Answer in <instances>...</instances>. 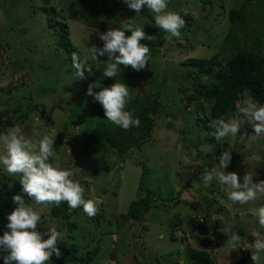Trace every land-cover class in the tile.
I'll return each mask as SVG.
<instances>
[{
  "label": "rangeland",
  "instance_id": "rangeland-1",
  "mask_svg": "<svg viewBox=\"0 0 264 264\" xmlns=\"http://www.w3.org/2000/svg\"><path fill=\"white\" fill-rule=\"evenodd\" d=\"M244 4L249 12L247 32L252 34L257 25H264V0H170V10H180V6L183 16L179 14L182 18L188 17L190 24L182 32L186 36L180 40L166 38L165 44L158 48L157 60H150V71L146 67L139 72L132 69L134 78L131 75L130 78L126 75L115 78L129 87L131 96L141 95L144 91L150 93L151 89L158 90L157 97L163 102V107L160 116L155 118L152 140L141 150L132 148L125 154L111 149L94 154L87 147L88 126L82 123L73 126L75 120L72 119L56 152L59 159H55L54 164L73 171L74 179L85 188L84 198L95 197L101 201L98 205L100 218L92 222L79 213L70 220L76 224V229L69 231L66 221L51 218L50 206L35 205L24 197L25 202L41 214L38 231L45 232L47 228L56 226L63 233L58 242L67 248L75 246L79 257L92 251L90 257L96 264H194L190 254L194 249L206 251L218 264H237L244 256H247L246 264H253L252 249L247 247L254 242L250 233L253 229L264 233V228L259 226L252 210L264 205V198L245 205L233 204L218 183L213 181L205 187L201 177L204 168H217L221 152L228 151L231 162L226 172L236 173L241 183L246 172L254 173V182L264 180V137L251 139L253 129L237 110L235 117L241 122V132L235 137L229 135L217 141L215 146L209 145L203 129L189 122L195 114L193 105L185 108L188 90L193 89L194 82L191 79L172 82L170 79L175 72L184 69L183 63L189 59H209L217 54L225 58L229 56L228 52L221 51L224 37L231 28L228 13ZM50 5L66 15L72 39L81 43L77 47V55L81 59L89 57L84 65L86 72L82 82L86 89L81 99L76 93L72 100H59L71 84L66 80L69 77L61 74L56 79L52 77L54 81L49 83L35 77L33 86L13 91L18 98L31 95L39 103L36 111L31 109L19 124L24 133L34 139L44 134L56 136L61 131L65 118L73 108L71 101L73 105L77 102L79 109L87 114L97 113L102 106L86 94L88 86L100 83L107 87L115 82L111 78L110 81L105 77L98 79L96 68L92 67L97 61L91 59L90 47H102L97 32H103L85 27L73 0H51L45 7L48 9ZM38 12L46 16L44 6L39 5ZM33 16L27 9L26 1L0 0V43L14 45L0 52V96L20 84L18 64L24 58L10 23L20 20L21 28L17 27L28 32L25 39L35 41L38 39L35 27L38 23ZM33 60L42 62L43 57L35 52ZM101 61L107 64V56H101ZM153 71L154 76L164 71L167 81L164 82L159 75V79L154 81V76H150ZM42 82L45 83L41 85V90L36 91ZM53 85L55 90L51 91L49 86ZM100 90L93 89L94 92ZM148 98L151 101L154 99ZM244 100L238 101V109L244 105ZM197 111L198 114H208L207 109L204 113L201 109ZM244 133L249 136L242 138L240 135ZM215 147L218 148L217 155L212 153ZM0 169L1 174L20 180L19 175H9L3 165ZM14 189L15 185L11 182L10 192ZM145 197L151 206L145 218L142 221L126 219L124 215L129 204ZM226 226L241 237L235 249L227 243L229 237L221 231ZM216 233L222 236L217 237ZM171 236L174 239L171 240ZM260 264H264V253L261 254Z\"/></svg>",
  "mask_w": 264,
  "mask_h": 264
},
{
  "label": "trees",
  "instance_id": "trees-1",
  "mask_svg": "<svg viewBox=\"0 0 264 264\" xmlns=\"http://www.w3.org/2000/svg\"><path fill=\"white\" fill-rule=\"evenodd\" d=\"M17 1H26L28 11L34 15L32 18L35 20V23H38L35 26L37 28L36 35L38 36L36 37L38 39L35 41L25 39V35L28 32L20 29V20H14L10 23V29L13 31L14 36L17 37L18 47L24 58L22 62L18 64L20 70L18 69L17 76L20 84H17L12 89H7L4 93L5 95L0 96V133L4 132L9 127L19 125L26 119L31 109L36 111L39 107V103L35 101L31 95L21 98L13 95V91L15 90H19L25 86H33L35 77L41 81L44 79L46 83H49L50 81H54V79L61 74L62 76H68L69 78L66 80H69L71 84L68 85L69 88L66 89V93L64 94L66 96H61L59 100H72V96L76 95V93L78 95L77 97L81 99L86 89L85 86L82 85L83 79H79L72 66L71 55L72 53H79L77 47L81 43L79 41V43L75 42V40L72 39L66 15L53 5H50L47 9L45 6H47L51 0H41L40 2L39 0ZM73 1L77 7L79 19L88 29L105 32L109 28L119 27L120 21L124 19H129L134 25L144 27V31L147 35L154 36L152 42L147 40L141 41V43L148 45L150 48V58L146 68L148 71L152 69L148 67L150 60H152V58L157 60L156 58L160 52L158 48H161L165 44L167 34L155 25L154 14L148 10L147 7L140 13H135L127 7L124 0ZM39 5L44 6L46 16L39 15ZM169 5L170 0H168V8ZM179 8L180 10L176 12L183 16L181 7L179 6ZM248 15L249 12L245 4L239 9H231L228 13V20L231 24V28L225 35L223 40L224 43L221 47L222 52H228V57L225 58V56H219V54H217L209 59H189L183 63L184 69L175 72V75L170 78L172 82H177L180 79L182 82H185L186 79H191L194 82L193 89L188 90L185 108L187 109L190 105H193L192 109H195V114L191 111V115L193 114L191 117L192 121L189 122L192 126L200 127V130L203 129L206 134L207 142L211 146H215L217 140L211 135L214 129L209 127L210 122L221 117L226 121L235 117L238 110V101L245 98L242 95L245 89L249 91L250 96L255 101L264 104V51H262L264 47V25L262 27L257 25L258 27H255L252 30V34H250L247 32L246 27L248 24ZM32 18H30V20ZM187 18V16L183 18L186 24L181 30V36L179 38H173L174 40H180L186 36V33L183 34L182 32L186 26L190 24ZM18 25L20 28L17 27ZM125 35H130V33L126 32ZM249 41L251 43H248ZM11 46L14 45L10 42L6 44L0 43V52L5 49V47L11 48ZM35 52H38L39 55L43 57L42 62L33 60V54ZM106 66L107 64L101 61V57H98V61L93 63L92 67L96 68L98 79L100 77L104 79L103 72ZM159 66L160 65H158L157 68L160 70ZM84 71L86 72L85 66ZM154 74L155 72L153 71L150 73V76L152 77ZM118 75H126V77L130 78V75L133 77V70L131 67L125 68L121 65ZM158 75L164 82L167 81L164 71L159 74L157 73L153 78L154 81L159 79ZM52 77L54 79H51ZM108 80L110 81V78L107 79V81ZM128 80L130 82L133 81L130 79ZM45 82L40 83L36 91L41 90V85ZM49 87L51 91L55 90V85ZM155 87L156 86H154V88ZM41 93L42 92L38 94L40 95ZM157 96H159V92L156 89L154 91L151 89L150 93L144 91L141 95L136 94L135 96H131L125 110L131 111L133 113V118L139 119L140 125L139 127H132L127 131L108 122L104 116L103 108L100 107L97 113L87 114L85 111L79 109L77 102L73 105L71 101L70 103H72L71 105L73 108L71 113L65 118L66 121L63 123L61 131L56 135V142L54 145L55 151L57 152L58 148L61 146L66 136V130L70 127L68 125L71 124L72 119L75 120L73 126L80 123L88 126L89 133H85L87 147L94 154L103 153L109 151V149L119 154H125L132 148L141 150L144 144L152 140L155 118L159 117L162 113L163 102H160ZM148 97H153L154 99L151 101ZM198 109H201L203 113L204 110L207 109L208 114H198ZM22 110L24 111L23 114H21ZM212 153L217 155L218 148L215 147ZM54 161L55 159L50 158V162L54 163ZM0 172H2L1 169ZM11 182L15 185V189L12 193L9 190V184ZM19 193L23 195L19 180L1 174V235L7 230V215L16 207L12 202V196ZM25 198L30 203L35 204L34 201L27 196H25ZM49 206L51 218L66 221L69 231L76 229V224L70 220L79 213H83L82 208L72 210L69 209L67 203H61L59 206L54 204ZM150 209L151 206L147 197L136 199L129 204L124 216L126 219L142 221ZM206 211L208 213L209 208ZM83 215L86 216L84 213ZM99 218L100 214L98 213L94 218L89 219L93 222L98 221ZM216 236L221 237L222 234L216 233ZM170 238L171 240L174 239L172 236ZM58 248L62 253L61 257L57 259L55 255H53L49 264H96L90 257L92 251H88L84 258L76 255L77 251H75V246L67 248L63 243L58 242ZM95 251H97V249H95ZM5 254L6 253H0V264H3L2 256ZM190 254L194 264H218L204 250L194 249ZM246 261L247 256H244L239 259L237 264H246Z\"/></svg>",
  "mask_w": 264,
  "mask_h": 264
},
{
  "label": "clouds",
  "instance_id": "clouds-1",
  "mask_svg": "<svg viewBox=\"0 0 264 264\" xmlns=\"http://www.w3.org/2000/svg\"><path fill=\"white\" fill-rule=\"evenodd\" d=\"M124 3L135 13H140L147 7L154 14L155 25L167 34V39L181 36L186 22L178 12L168 8V0H124ZM126 32L130 35L126 36ZM97 35L102 41V47L93 45L90 47V54L95 61H98V57L107 56L108 63L103 72L105 78L115 80L121 65L137 72L148 65L150 48L141 41L152 42L154 36L147 35L144 27L134 25L130 20H121L119 27L109 28L103 33L97 32ZM88 59V56L81 59L76 53L71 55L72 66L79 79H84V65ZM94 88L101 90L94 92ZM86 94L99 102L106 120L111 124L125 131L139 127V119L133 118V113L125 110L131 95L129 87L121 79L107 87L100 83L90 84ZM242 95L245 97L244 105L238 112L253 129L254 134L250 138L264 137V104L255 101L247 89ZM209 127L214 129L211 135L217 141L229 135L235 137L242 130L241 122L236 117L227 121L223 117L214 119ZM240 136L243 138L249 135L244 133ZM55 142L54 134L30 138L20 125L9 127L0 133V165L4 166L9 175H19L23 193L12 196L16 207L7 215V230L0 236V253H6L2 256L3 264H49L53 255L57 259L62 255L58 240L62 239L63 233L54 225L45 232L38 231L41 214L25 202V196L34 201L35 205L47 207L67 203L69 209L82 208L89 218L98 214L101 201L95 197L85 199V188L74 179L73 171L50 162V158L59 159L54 149ZM230 162L231 153L224 151L218 157L217 168H204L201 178L205 187L215 181L233 204L245 205L264 198V180L254 182V173L246 172L241 183L236 173L225 171ZM252 212L259 226L264 228V205ZM221 231L229 237L227 243L235 249L241 237L229 226ZM250 235L254 237V242L247 244L252 249L251 260L253 264H260L261 254L264 253V233L253 229Z\"/></svg>",
  "mask_w": 264,
  "mask_h": 264
}]
</instances>
